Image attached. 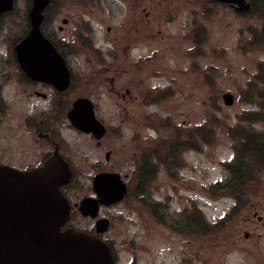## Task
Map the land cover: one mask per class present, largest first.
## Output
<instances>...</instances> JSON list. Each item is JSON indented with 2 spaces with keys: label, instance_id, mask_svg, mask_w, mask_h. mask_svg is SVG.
I'll list each match as a JSON object with an SVG mask.
<instances>
[{
  "label": "rangeland",
  "instance_id": "obj_1",
  "mask_svg": "<svg viewBox=\"0 0 264 264\" xmlns=\"http://www.w3.org/2000/svg\"><path fill=\"white\" fill-rule=\"evenodd\" d=\"M249 1L246 13L213 0H52L45 11L44 33L112 129L96 142L60 119L74 168L66 196L78 203L93 192L95 170L123 176L137 159L129 195L98 214L110 220L100 235L115 264H264V0ZM29 7L16 0L0 19V70L12 69ZM107 66L129 70L115 85L130 80L142 91L122 100L109 83H89ZM224 92L233 95L229 105ZM7 96L19 98L14 86ZM137 146L145 153L135 158ZM235 150L244 172L225 166ZM234 176L240 185L225 187ZM94 222L76 209L70 219L79 229Z\"/></svg>",
  "mask_w": 264,
  "mask_h": 264
},
{
  "label": "water",
  "instance_id": "obj_2",
  "mask_svg": "<svg viewBox=\"0 0 264 264\" xmlns=\"http://www.w3.org/2000/svg\"><path fill=\"white\" fill-rule=\"evenodd\" d=\"M50 0H32L29 10L30 30L15 46L17 59L30 77L52 84H67L69 73L62 56L40 29L43 10ZM229 3L238 12L251 8L247 0H217ZM14 0H0V15L12 10ZM66 19L62 23H66ZM224 103L233 102V95L223 94ZM77 128L104 134L103 125L95 118L93 104L86 98L73 102L68 113ZM67 162L54 156L45 166L31 171L0 164V264H114L111 249L95 235L61 227L69 219L71 206L61 194L60 186L69 182ZM98 198L86 197L78 209L95 217L98 203L112 204L126 194L125 183L117 173H99L93 178ZM104 222H99L98 231Z\"/></svg>",
  "mask_w": 264,
  "mask_h": 264
},
{
  "label": "flooded vegetation",
  "instance_id": "obj_3",
  "mask_svg": "<svg viewBox=\"0 0 264 264\" xmlns=\"http://www.w3.org/2000/svg\"><path fill=\"white\" fill-rule=\"evenodd\" d=\"M56 48L62 54L69 71V80L67 84L59 83L55 85L46 80L28 77L16 60L14 49L8 59V63L12 65V69L6 71L8 73H6L5 70H0V163L28 171L43 166L56 154L69 163L73 176L74 168L71 165L68 149L65 147V137L62 135V126L64 123H62L60 119H63V116L64 119L66 118L65 128L69 131L80 136L87 135L96 142H100V139L107 135L112 129L99 119L105 127V133L101 138L97 139L93 134L83 132L68 121L67 113L72 108L73 102L78 98H89L90 100L91 98L89 95L79 92L82 89V80H80L79 76L76 74L64 49L59 48L57 44ZM115 54L118 55V52H115ZM97 59L98 58H96V60ZM97 61L105 64V59L103 58H99ZM111 72H114V76L111 80H108V74H111ZM128 72V68L120 70V68H115L114 66L103 67L101 69H96L95 72L91 74L93 79L90 80L91 82L89 83L93 84L95 81V83L98 82L104 87L109 83V92H112L114 97L125 100L126 97H132L142 91L137 90L139 84L133 85V82L130 80L126 85H115V77L127 75ZM13 86L15 95L19 97L18 99L16 97L11 98L7 96V90H11ZM38 102L41 104H38ZM93 106L95 111L96 103L93 102ZM126 106L127 105L124 107L125 112H127L128 109V106L127 108ZM49 113H51V116H48ZM143 149L144 148H142L141 151L139 148L137 149L135 158ZM112 151L113 150L110 149L104 153L106 162H111ZM143 153H145V151H143ZM133 162H135V164ZM133 162L134 167H132L133 169L130 170V173H125L122 176L126 181L128 191L130 183L136 182V173L139 171L135 168L137 166V159H134ZM95 171L94 174L99 172H117L108 168L97 169ZM66 186L61 187V191L64 194L67 189ZM138 192L140 193L141 191H136V194ZM88 196H95V194L92 192ZM254 215H256V212ZM102 218L106 219V222H110L107 217ZM258 219L261 220V216H258ZM95 222L93 229L88 228L85 230L95 232ZM68 225L69 223L65 224L63 228ZM245 235L246 237L249 236L247 233Z\"/></svg>",
  "mask_w": 264,
  "mask_h": 264
},
{
  "label": "trees",
  "instance_id": "obj_4",
  "mask_svg": "<svg viewBox=\"0 0 264 264\" xmlns=\"http://www.w3.org/2000/svg\"><path fill=\"white\" fill-rule=\"evenodd\" d=\"M264 37V36H263ZM263 37H262V39H263ZM256 135H254V137H255ZM256 138V137H255ZM256 140H257V138H256ZM248 143V142H247ZM245 147L246 146H243V148H244V150H245ZM236 151V156H235V163L233 164V163H231V164H226L227 165V167L228 168H230V170L231 171H235V168H236V170L237 169H239V168H241L242 170H243V172H244V168H245V163L244 162H238V161H236L237 160V157H238V153H237V150H235ZM258 152V151H257ZM256 154V153H255ZM233 161V162H234ZM238 162V163H237ZM236 166V167H235ZM249 168V167H248ZM240 179V178H239ZM236 180H237V182H236ZM233 181H235L234 183H233ZM227 183H228V185H227ZM227 183H224L223 185L225 186V187H229V184L231 183V187L232 188H235V187H237V186H239L240 185V180H238V178H236V176H234L233 177V180L231 181V182H229V181H227ZM216 186H219V187H221L222 186V183H220V182H218L217 184H216ZM223 187V186H222Z\"/></svg>",
  "mask_w": 264,
  "mask_h": 264
}]
</instances>
